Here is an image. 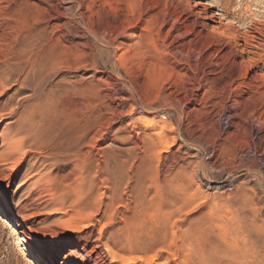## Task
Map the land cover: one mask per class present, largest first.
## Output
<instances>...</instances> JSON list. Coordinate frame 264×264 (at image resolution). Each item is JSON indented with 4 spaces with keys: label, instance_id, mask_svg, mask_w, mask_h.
Returning <instances> with one entry per match:
<instances>
[{
    "label": "rangeland",
    "instance_id": "1",
    "mask_svg": "<svg viewBox=\"0 0 264 264\" xmlns=\"http://www.w3.org/2000/svg\"><path fill=\"white\" fill-rule=\"evenodd\" d=\"M219 1L0 0V72L23 13L78 56L0 93V264H264V0H227L243 57Z\"/></svg>",
    "mask_w": 264,
    "mask_h": 264
},
{
    "label": "bare ground",
    "instance_id": "2",
    "mask_svg": "<svg viewBox=\"0 0 264 264\" xmlns=\"http://www.w3.org/2000/svg\"><path fill=\"white\" fill-rule=\"evenodd\" d=\"M20 4V3H19ZM200 4H203L202 6H204V8L208 11L211 10L210 15H209V20L216 23L217 27L215 28V30L212 32L213 35H219L221 38H224L226 40H228L229 42H234L236 47L242 46L241 45V41L240 39L242 38V40H244L245 43V47H243L241 49V55L243 57L244 54L249 53V48L251 47H256L254 43L257 42L258 38L256 37H250L248 34L242 33L240 30L236 29L235 26H233L234 21L230 19V4L227 0H220L219 1V5L217 8L214 4L209 3V2H201ZM80 5V4H79ZM20 6V5H19ZM22 7V6H21ZM217 8V10H215ZM87 11H89L90 13H92V10L88 7ZM82 19L84 20V15L81 14ZM23 18L22 20L23 23L20 22V25H22V28L20 30V35L19 38L16 40L15 42V58L17 59L18 63H16L15 66V70L12 71L8 65H6V60L3 59L1 60V62L3 63V67H6V69H2L0 74V93L1 94H6V96L8 95V91L11 89V84L14 83L19 85L22 88L25 89V72L27 69H29L30 74L32 75V77H41L43 75H45L47 72H49L48 75H52L58 68V66L62 63L64 64V61L66 60V58L68 57L73 58L75 60H77L78 56L69 54L68 52H62L63 50L60 48V40L58 41V39H54V37L56 36V33H54L53 37L48 41L45 38V34L43 33V31H40L39 33H37V37L33 44H30L29 39L26 40L27 37H25V14L23 13ZM21 27V26H20ZM126 33V32H125ZM121 35V34H120ZM3 36V35H2ZM124 36V32L123 35ZM126 36V35H125ZM120 37V36H119ZM133 37V35H132ZM263 37V36H262ZM66 38V37H64ZM134 38V37H133ZM31 40V39H30ZM115 40V39H114ZM33 41V40H31ZM116 41V40H115ZM29 42V43H28ZM7 47V46H6ZM11 47V46H10ZM220 47V46H219ZM65 49V48H64ZM222 50V49H221ZM220 50V51H221ZM75 52V51H74ZM4 53V52H3ZM66 53H68L69 55H66ZM65 55V56H63ZM4 57V56H3ZM5 58V57H4ZM10 58V57H9ZM85 58V57H84ZM68 61V60H67ZM71 61V60H70ZM66 62V61H65ZM1 64V63H0ZM246 72V71H245ZM247 74V73H246ZM49 76V77H50ZM246 78L247 76L244 75ZM48 78V77H47ZM69 84V83H68ZM28 85V84H27ZM254 86V85H253ZM10 87V88H9ZM52 87V86H51ZM252 87V86H249ZM248 87V88H249ZM73 88V87H72ZM261 86L257 85L252 87L250 90L253 91L254 93H259V91H261ZM41 89V88H40ZM74 89V88H73ZM23 90V89H22ZM72 90H70L71 92ZM77 89L73 90L71 93V96L75 99L78 98V94L76 92ZM38 92V91H37ZM69 92V93H70ZM136 92V91H135ZM19 92H15L14 95L11 96V101L12 99H14L15 96H17ZM67 93V94H69ZM66 94V95H67ZM252 94V93H251ZM80 95V94H79ZM259 95H263L264 94H259ZM69 96V95H68ZM83 96V95H82ZM48 98V97H47ZM53 98V97H52ZM85 98V97H84ZM62 99V98H61ZM48 100V99H47ZM59 100V99H58ZM53 101V100H52ZM70 101V100H69ZM78 101V100H77ZM76 101V102H77ZM85 101V100H84ZM88 101V100H87ZM42 102V101H41ZM59 103L61 102L60 100L58 101ZM86 102V101H85ZM25 103V102H24ZM19 104L17 105L16 109L13 111H11L13 114H19L20 111L21 112V116L19 117L18 122L22 125H25V104ZM49 103V102H48ZM63 103V102H62ZM68 103V102H67ZM88 103V102H87ZM66 104V101H65ZM74 104V103H73ZM89 104V103H88ZM261 107L264 108V99L263 101L260 103ZM35 105V104H34ZM38 105V104H37ZM40 105V104H39ZM38 105V106H39ZM64 105V104H63ZM68 105V104H67ZM256 106V104H254ZM240 103L237 101L236 104L234 105V109H239L240 108ZM65 107V106H64ZM39 108V107H38ZM252 108V107H251ZM258 107L253 108L254 110H258ZM33 110V109H32ZM65 110V109H64ZM251 110V109H250ZM258 111L255 112V114ZM40 114V113H39ZM30 116V115H29ZM264 114H262V116L260 118H257L259 120V123L261 124V127H264V118H263ZM257 117V116H256ZM231 119V116H230ZM162 129H164L165 127H161ZM24 130V129H23ZM260 131H262V128L260 129ZM258 133H256L257 136L259 135V131L257 130ZM21 134V132H19ZM26 133V132H25ZM261 137V136H260ZM264 136H262L260 139H264ZM254 139V138H253ZM253 142V141H252ZM260 143V141H259ZM252 144V143H251ZM253 144L255 145V143L253 142ZM24 141H20L17 142L13 145V149L17 152H19L20 150H22L24 147ZM256 147V146H254ZM169 145L166 144L165 149H169ZM254 150V149H253ZM250 151L252 152V149H250ZM256 151V150H255ZM243 154V153H242ZM255 155V153H254ZM242 156V155H241ZM240 158V157H239ZM242 158V157H241ZM243 164V163H242ZM200 170V174L203 175V178L208 176V172H205V168H203V166L199 165ZM214 170V169H213ZM198 172V171H197ZM201 175V176H202ZM209 177V176H208ZM262 177V176H261ZM263 178V177H262ZM206 179V178H205ZM209 181V180H208ZM263 190V189H262ZM172 212V211H171ZM179 212V211H178ZM166 218V217H165ZM157 220V219H156ZM142 258L139 259H129V260H125L124 264H136L138 260H141ZM150 264V263H149Z\"/></svg>",
    "mask_w": 264,
    "mask_h": 264
}]
</instances>
